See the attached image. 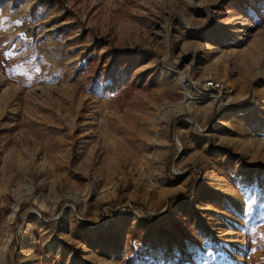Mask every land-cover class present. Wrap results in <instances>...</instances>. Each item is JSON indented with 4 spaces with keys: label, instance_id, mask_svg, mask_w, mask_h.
I'll return each instance as SVG.
<instances>
[{
    "label": "rangeland",
    "instance_id": "rangeland-1",
    "mask_svg": "<svg viewBox=\"0 0 264 264\" xmlns=\"http://www.w3.org/2000/svg\"><path fill=\"white\" fill-rule=\"evenodd\" d=\"M220 1L39 0L34 7L36 0H0V93L10 95L7 102L0 100V264H68L52 257L58 244L73 239L69 216L86 220L93 209L106 227L127 210L153 214L149 200L160 196L166 198L160 208L194 207L185 219L191 223L204 208L227 205L224 196L230 199L234 191L246 212L264 176V113L253 112L264 109V18L250 20ZM159 71L170 76L160 79L153 74ZM206 77L214 83L210 88ZM103 81H109L110 91ZM124 81L135 91L118 105L106 93ZM151 94L156 104L145 117L142 99ZM236 109L246 112L235 115ZM47 111L55 116L46 117ZM12 113L19 119L13 128L6 126ZM44 117L50 124L61 121L71 157L92 164L89 172H77L76 190L57 186L58 205L52 197L28 195L32 185L42 191L39 176L17 191L15 183L5 184L11 160L23 153L26 136L19 128L41 140ZM163 127L170 129L165 139ZM182 131L189 136L181 137ZM113 169L131 174L134 183L142 180L140 190L128 196ZM104 170H111L107 178ZM160 173L170 187L163 188V178L151 190ZM107 207L123 212L106 214ZM30 210L31 220H37L38 210L44 220L62 219L65 212L66 221L32 228L25 219ZM245 218L244 213L241 240L229 236L244 243L238 264H264V218ZM206 220L209 236L217 234L216 222ZM197 239L204 243L207 233ZM30 247L34 262L22 259ZM63 250L64 256L71 248Z\"/></svg>",
    "mask_w": 264,
    "mask_h": 264
},
{
    "label": "crops",
    "instance_id": "crops-1",
    "mask_svg": "<svg viewBox=\"0 0 264 264\" xmlns=\"http://www.w3.org/2000/svg\"><path fill=\"white\" fill-rule=\"evenodd\" d=\"M119 74L120 72L118 71L117 75ZM153 74L159 76L160 79H168L170 76L168 71H159ZM153 74L150 75L152 78H154ZM109 81H103V87L105 85L108 91H110ZM157 93L159 92L157 91ZM8 96H10L8 91L2 89L0 100H3V97H5V101L7 102ZM156 98V95L151 94V96L142 99L143 116L150 115L151 107H154L156 104ZM241 112L245 113L246 111L236 109L235 115H242ZM253 112L256 116L260 117V114L264 113V109L259 107L258 109H253ZM45 114L46 117L50 118L55 116L51 111H47ZM6 117V123H9L6 126L12 128L14 127L15 119L19 121L18 117H15L13 113L11 116L7 115ZM43 119L46 123L43 125V132L40 133L43 136L41 140L36 139L25 127L19 128V132L23 136H26V140L23 143V153L11 160L9 167L6 169L5 184L8 186L10 182L15 183L14 190L17 191L28 179L33 183V178L39 176L41 183L43 182L44 185L42 186L43 192L34 189L33 185L30 188L27 185V189L29 188L28 195L32 197L37 192L39 199L47 201L52 197L58 205L59 193L57 192V186L61 187L63 183L66 189L76 190L77 172L79 170L89 172L92 164L87 162L83 165L82 163H78L74 157H71V151L65 144L62 133L59 130V123L61 121L50 124L47 118L44 117ZM71 119H68L69 123H72ZM20 120L22 121L23 118ZM169 131V128L163 127L160 129V134L165 139L169 135ZM179 134L181 137L186 138L190 133L189 131H182ZM198 148L200 149V147ZM35 155L39 156L38 160L33 159ZM25 156L29 159L28 162ZM110 171L104 170L102 177L107 178L110 175ZM113 172L120 173L118 181L122 182V186H126L124 191L128 196H131V192L135 191V189L140 190L142 180L139 179V182L134 183L130 179L131 174L124 173L123 170L118 171V169H113ZM163 178H165V181L163 180L165 182L163 188H169L168 182L170 180L160 173V176L156 177L152 185L149 186L151 190L157 189L156 180ZM129 179L130 182H128ZM240 179H243V175L239 176L236 181H240ZM249 183L252 186L251 180H249ZM146 188L150 189L148 187L144 189L146 190ZM168 192L172 191L170 189L157 190V193L161 194ZM149 193L144 191L143 195L145 198L150 197ZM231 194L232 196H229L230 199L224 196V202L227 205L206 207L197 215V219H194L191 223L185 222V219L193 216L194 207L184 209L173 206L170 203V205L160 208L166 199L160 196H158L160 198L157 197L154 200H149L151 206L148 210L153 211V214L141 216L127 210L121 216H113L109 226L106 227L101 224L100 214L97 209L91 210V213L88 215L86 214V220L75 217L73 214L71 216L70 214L68 223L71 229H73V239L71 243L66 241L65 243L61 242V244H58L56 250L59 253L54 255L52 259L54 261L56 257H59V260H65L68 264H95L98 260L104 261L105 264H238L239 260H241L239 259V253L243 252L240 249H242L244 243L241 241L232 242L229 236L234 235L237 237L238 235L237 238L241 240L242 234L240 231H243L246 226L244 223L246 208L239 205L240 196L237 195L238 193L233 191ZM239 194H243V191L240 190ZM43 204H39L40 211H42L41 206ZM63 208L61 209L62 211L66 207ZM157 209L160 210L156 211ZM40 211L37 210V220H31V217H34L32 216V210L25 212L27 214L26 217L24 216L27 220L26 224H29L32 228L35 226L44 229L45 225L51 226L52 223L58 227L60 223L62 224L63 221H66L64 217L66 216V210L63 218L59 220H54L55 218L52 219L51 217L44 220L41 217ZM155 211L156 213H154ZM82 212L85 214L86 210L84 209ZM82 212L80 213L82 214ZM209 214L213 215V217H206ZM206 219L216 222L219 228L216 231L217 234L209 236L210 232L208 229L210 226L207 225ZM203 220L206 221L203 222ZM191 229L200 238H204L205 233H207V240L204 243L200 242L197 239V235L195 237L192 235ZM53 234L54 232L52 231ZM31 244V247H33L36 243L32 241ZM64 247L73 249V253L70 250L64 257L62 255V252L65 251L63 250ZM30 248L21 254L23 255L22 259L34 262L38 258L33 249ZM243 250L245 251V249Z\"/></svg>",
    "mask_w": 264,
    "mask_h": 264
},
{
    "label": "trees",
    "instance_id": "trees-1",
    "mask_svg": "<svg viewBox=\"0 0 264 264\" xmlns=\"http://www.w3.org/2000/svg\"><path fill=\"white\" fill-rule=\"evenodd\" d=\"M39 0H36V6ZM220 5L224 8H233L250 20L260 22L264 18V0H221ZM254 5L255 13H252L251 6ZM260 14V17H258ZM135 87L124 81L111 93H106L108 98H112L118 105H123L134 93ZM252 183V182H251ZM258 193L254 195L253 200L248 206L245 214L247 222H259L264 218V176L259 179Z\"/></svg>",
    "mask_w": 264,
    "mask_h": 264
},
{
    "label": "built area",
    "instance_id": "built-area-1",
    "mask_svg": "<svg viewBox=\"0 0 264 264\" xmlns=\"http://www.w3.org/2000/svg\"><path fill=\"white\" fill-rule=\"evenodd\" d=\"M205 84H206L209 88L212 87V86L214 85L213 81H212L211 79H208L207 77L205 78ZM107 209L111 210L114 214H117V213L120 214V213L123 212V210H122V211L119 210V209H123L122 207H120V208H115V209L107 207V208L104 209V211H106V214H107ZM108 224H109V223L106 221V222H105V225H108Z\"/></svg>",
    "mask_w": 264,
    "mask_h": 264
},
{
    "label": "bare ground",
    "instance_id": "bare-ground-1",
    "mask_svg": "<svg viewBox=\"0 0 264 264\" xmlns=\"http://www.w3.org/2000/svg\"><path fill=\"white\" fill-rule=\"evenodd\" d=\"M187 95H188V98H190V97H191V94H190L189 92H188V94H187Z\"/></svg>",
    "mask_w": 264,
    "mask_h": 264
}]
</instances>
